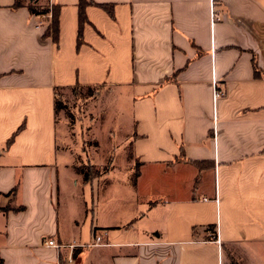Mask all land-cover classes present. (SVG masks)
<instances>
[{"label":"crops","instance_id":"1","mask_svg":"<svg viewBox=\"0 0 264 264\" xmlns=\"http://www.w3.org/2000/svg\"><path fill=\"white\" fill-rule=\"evenodd\" d=\"M79 1L37 0L54 41L0 0V264H264V0H88L82 37ZM76 85L121 116L87 180L58 138Z\"/></svg>","mask_w":264,"mask_h":264},{"label":"rangeland","instance_id":"2","mask_svg":"<svg viewBox=\"0 0 264 264\" xmlns=\"http://www.w3.org/2000/svg\"><path fill=\"white\" fill-rule=\"evenodd\" d=\"M100 89L76 85L56 90L60 148H66L74 157V162L85 168L91 178H97L103 170L111 168L112 153L108 150L110 139L117 142L123 138L118 127L121 116L113 112L112 104L106 98H102ZM122 131L125 132V126ZM118 158L117 165L125 167L121 156ZM101 159H105L102 166L93 162Z\"/></svg>","mask_w":264,"mask_h":264},{"label":"trees","instance_id":"3","mask_svg":"<svg viewBox=\"0 0 264 264\" xmlns=\"http://www.w3.org/2000/svg\"><path fill=\"white\" fill-rule=\"evenodd\" d=\"M91 3V1L88 0H80L79 1V30H78V36L82 37V30L83 27L85 25V23L87 22V18H86V7L87 5H89ZM27 5L28 8H30V11L34 14H40V13H52V18H51V22H52V27H51V32H52V36L54 41H58L59 40V29H60V21H59V15H60V8L59 5H54L51 7H40V5L38 6L37 0H15L14 4H13V8H17L20 6H25ZM81 42V39H80ZM79 42V43H80ZM58 109V101L56 99V110ZM80 171L84 174V178L85 180H87L90 177V174L85 170V168H83L82 166L79 167ZM7 207H5L4 209H6ZM8 209V208H7Z\"/></svg>","mask_w":264,"mask_h":264},{"label":"built area","instance_id":"4","mask_svg":"<svg viewBox=\"0 0 264 264\" xmlns=\"http://www.w3.org/2000/svg\"><path fill=\"white\" fill-rule=\"evenodd\" d=\"M212 8H213V4H212ZM216 83H217V81H216V79H215V80L213 81V84H214V88H213V91H214V99H218L219 97L225 95L224 90L217 89V87H216ZM213 236L215 237L216 234H213ZM216 237H217V236H216ZM44 242H45V244H47L48 246H53V247H56V248H59V249L63 246V247H67V248L71 249L72 251H73L75 248H77V247H81V246H83V244H79V243H77V242L72 243V244H62V243L60 244V243L57 242L54 238H47ZM219 242H220V240H219ZM105 243H106V241H103V236H102V235L98 234V235L95 236V242H94L93 244H96V245H98V244H99V245H102V244H105ZM67 260H68V264H74V262H75V256H74V254H73V253H70V254L68 255Z\"/></svg>","mask_w":264,"mask_h":264},{"label":"water","instance_id":"5","mask_svg":"<svg viewBox=\"0 0 264 264\" xmlns=\"http://www.w3.org/2000/svg\"><path fill=\"white\" fill-rule=\"evenodd\" d=\"M32 1V0H31Z\"/></svg>","mask_w":264,"mask_h":264}]
</instances>
